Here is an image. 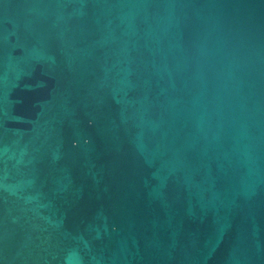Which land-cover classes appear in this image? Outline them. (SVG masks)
Segmentation results:
<instances>
[{"label": "water", "instance_id": "1", "mask_svg": "<svg viewBox=\"0 0 264 264\" xmlns=\"http://www.w3.org/2000/svg\"><path fill=\"white\" fill-rule=\"evenodd\" d=\"M0 264H264V0H0Z\"/></svg>", "mask_w": 264, "mask_h": 264}]
</instances>
